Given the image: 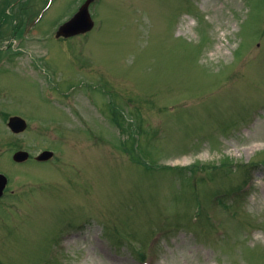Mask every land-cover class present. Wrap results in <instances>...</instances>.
<instances>
[{
  "label": "rangeland",
  "instance_id": "374dc122",
  "mask_svg": "<svg viewBox=\"0 0 264 264\" xmlns=\"http://www.w3.org/2000/svg\"><path fill=\"white\" fill-rule=\"evenodd\" d=\"M85 2L0 0V264H264V0Z\"/></svg>",
  "mask_w": 264,
  "mask_h": 264
},
{
  "label": "water",
  "instance_id": "95a60500",
  "mask_svg": "<svg viewBox=\"0 0 264 264\" xmlns=\"http://www.w3.org/2000/svg\"><path fill=\"white\" fill-rule=\"evenodd\" d=\"M88 3L89 0H86V2L79 8L78 12L66 23L60 26L58 29L56 35H72L78 32H84L88 30L91 27V20L88 16ZM8 126L11 128L14 132H20L23 131L26 127L25 121L18 117V116H12L9 118ZM28 154L26 152H16L13 155V158L17 161H22L23 159H26ZM50 156V152H43L40 155L36 157V159H44L46 157ZM3 176L0 175V193L4 187L5 181L2 179Z\"/></svg>",
  "mask_w": 264,
  "mask_h": 264
},
{
  "label": "flooded vegetation",
  "instance_id": "af4514ba",
  "mask_svg": "<svg viewBox=\"0 0 264 264\" xmlns=\"http://www.w3.org/2000/svg\"><path fill=\"white\" fill-rule=\"evenodd\" d=\"M30 23H31V21L28 22L27 26H25L24 30H23L22 33H21L22 36L19 37L20 42L17 41V43L15 44V46L21 45L23 41H28V42H30V41H32V40H34V39H37L36 36L32 37V36H29V35H28V31H30V29H31V27H30ZM59 25H60V24H59ZM59 25H58V26H59ZM58 26H57V27H58ZM54 37H55V36H54ZM56 38H57V37H56ZM39 39H40V38H39ZM28 49H30V48H28ZM0 60H1V59H0Z\"/></svg>",
  "mask_w": 264,
  "mask_h": 264
}]
</instances>
